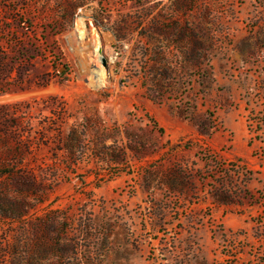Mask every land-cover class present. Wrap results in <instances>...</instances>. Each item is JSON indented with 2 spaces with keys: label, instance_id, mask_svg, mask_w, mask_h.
Instances as JSON below:
<instances>
[{
  "label": "rangeland",
  "instance_id": "1",
  "mask_svg": "<svg viewBox=\"0 0 264 264\" xmlns=\"http://www.w3.org/2000/svg\"><path fill=\"white\" fill-rule=\"evenodd\" d=\"M1 56L0 264H264V0H0Z\"/></svg>",
  "mask_w": 264,
  "mask_h": 264
},
{
  "label": "trees",
  "instance_id": "2",
  "mask_svg": "<svg viewBox=\"0 0 264 264\" xmlns=\"http://www.w3.org/2000/svg\"><path fill=\"white\" fill-rule=\"evenodd\" d=\"M0 61H4V56H1L0 57ZM2 64V68H0V71L1 72H4V68L7 70V67L5 66L4 67V64L3 63H1ZM8 71V74H9V69L7 70ZM7 90H9V87H5L4 86V84H0V95L1 94H4ZM4 103H2V104H0V111H3L4 112ZM25 144H26V146H28V147H31V145L33 144V141L31 140V139H26L25 141ZM5 173H8V175H14V172L12 171V170H10V169H8V170H6V172ZM4 174V170H1L0 171V175H3ZM22 176L24 177V178H29V177H31L30 176V174L27 172V171H25L23 174H22ZM48 223V226H50L51 227V229H55L56 228V226H55V221H48L47 222ZM59 241H60V238H59V235H58V233L56 234V247L57 248H59V246L61 245V244H59ZM58 250V249H57Z\"/></svg>",
  "mask_w": 264,
  "mask_h": 264
}]
</instances>
